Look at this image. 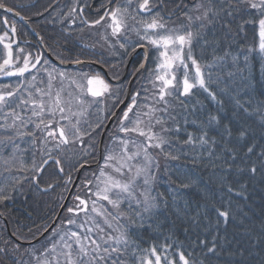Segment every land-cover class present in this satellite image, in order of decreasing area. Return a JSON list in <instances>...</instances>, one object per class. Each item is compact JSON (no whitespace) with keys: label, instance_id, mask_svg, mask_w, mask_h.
I'll return each instance as SVG.
<instances>
[{"label":"snow or ice","instance_id":"1","mask_svg":"<svg viewBox=\"0 0 264 264\" xmlns=\"http://www.w3.org/2000/svg\"><path fill=\"white\" fill-rule=\"evenodd\" d=\"M0 9L13 12L4 0H0ZM83 11L82 7L79 11L72 8L70 15L82 17ZM173 16L177 19L172 20ZM80 22L110 30L125 53L129 48L132 52L155 49V66L148 70L152 88L144 89L143 102L136 92L119 116L111 112L118 120V133L124 136L113 135L114 147H105L103 164L98 161V172L92 174L94 180L86 177L83 181L96 199L89 207V200L77 195L75 207L67 208L68 213L78 216L83 212L87 218L81 223L68 218L67 225L74 228L57 233L50 247L35 257V264H264V80L256 81L252 75L257 56L264 74V0H192L191 4L187 0H107L97 9V18H81ZM0 23L8 28L0 35L5 50L0 73L24 76L41 58L35 57L32 63L24 56L23 65L17 67L20 57L14 56L12 41L16 25L8 27L7 17ZM246 25L253 26L251 43L234 48L235 37L241 33L248 39ZM130 32L135 33L136 41L129 40ZM148 56L145 51V61ZM74 63L82 62L77 59ZM177 65L184 69L182 79L174 71ZM190 66L194 69L191 76ZM145 67L141 62L136 71ZM44 71L45 87L34 84L36 76H32L23 86L26 95L17 98L15 107L9 98L21 86L0 93V130L5 133L0 136V149L15 158L28 150L18 140L27 137L25 142L33 146L39 141L47 158L40 166L33 160L32 170L42 173L43 165L52 160L63 173L65 148L83 145L88 137V147L95 149L93 133L99 135L97 129L103 127L98 121L90 131H82L79 119H72L82 114L73 111L72 99L83 106L84 96L107 97L113 99L115 109L125 103L123 86L111 84L100 73L69 77L54 68ZM57 77L61 83L68 79L80 95L72 97L69 92L72 98H65L63 87L54 91ZM39 83L45 84L43 80ZM196 90L206 94L204 100L215 107L205 105ZM190 97H196L195 101L186 103ZM88 155L91 153L84 150V156ZM160 157L168 174L164 191L158 190ZM69 166L78 171L85 164ZM32 180L39 189L40 177ZM94 181L95 191H91ZM70 182L71 175L65 183ZM52 187L48 184L42 191ZM257 197L258 215L254 210ZM11 198L0 187V204ZM100 201L110 208L98 206ZM141 230L166 231L165 242L141 247L136 239ZM255 247L260 248L258 261L249 259ZM7 251V247L0 248V252Z\"/></svg>","mask_w":264,"mask_h":264},{"label":"trees","instance_id":"2","mask_svg":"<svg viewBox=\"0 0 264 264\" xmlns=\"http://www.w3.org/2000/svg\"><path fill=\"white\" fill-rule=\"evenodd\" d=\"M120 2H123V0H120ZM187 2L191 4L192 0H187ZM4 3L7 5V7H12L14 11L29 19L31 27L38 32L49 53L57 60L63 62H73L79 59L81 62H83L77 67H66V69L74 70V72L78 73H100L102 75L101 71H99L92 65L93 62H96L105 67L109 75L114 79L119 78L123 74L127 59L130 56L128 53H132L131 48H129L126 55L125 51L121 48L118 49L117 47H113V51L109 50L104 46L103 43H101V35L97 34L95 30L81 24L80 22L81 18H86L88 20L97 18V9L100 8V5L102 3L107 4V0H4ZM81 7L84 9L82 17H77L75 13L70 15V10L72 8H76L77 11H79ZM171 7L172 5H169V8ZM166 12L167 10H165V14ZM4 17H7L9 20L8 27H10L12 23H15L17 29L15 36L12 37L14 56L20 57V60L17 62L16 66L19 67L23 65L24 56H28L32 63H35V57L39 56L41 58L40 64L36 65L35 68H31L30 66L29 72H26L24 76H6L0 73V93L14 91L18 85L21 86L20 92H17L16 96L9 98V103H12V106L15 107V103H18L17 98L24 93L23 86L27 85V83L31 81L32 76H36V81L33 82L34 84L40 87H45L46 83L44 85L39 83L42 80L44 82H46L47 80L46 74L40 72V70L44 71V68L48 66L44 63V61H47L52 66L57 65L52 63L49 58L43 53V51L40 50V48H38L37 50L33 49V45L36 46L34 44V40L30 32L27 31V29H25L23 25H21L11 15L0 11V19H3ZM73 19H75V23H73ZM176 19V16L172 17V20ZM81 29H83V31H81ZM252 29V25H246L245 31L248 33V39L245 40L244 33H241L240 36L235 37L236 43L233 45V47L237 48L239 45L247 46L249 43H251ZM6 30H8V28L0 23V35H2ZM97 40L100 41V44ZM18 48L23 49V52L21 53L20 49ZM16 49L17 51H15ZM148 49L149 57L146 62V67L145 69L139 71L136 75L132 83L130 93L131 97V95H134L136 92H140L141 102H143V97L145 96L144 89L148 88L149 90H151L152 88L148 70L154 68L155 57L157 54L155 49ZM196 54L197 56H199L198 48ZM4 55L5 50L3 48V45L0 44V62H2ZM141 60L142 53L137 52L130 62L126 80L119 84L123 86L121 91L122 100L127 91L128 80L139 67ZM174 71L177 77L179 79H182L184 69L181 66L177 65ZM188 71L190 73V76L194 74V69L191 68V66L189 67ZM252 75L254 76L256 81L264 80V74L261 73L259 56H257L256 62L253 65ZM196 91L197 97L201 100H204V96L206 94L202 93L200 90ZM148 95L150 96V93ZM130 97L127 103L130 102ZM195 99L196 97H190L186 100V103L191 104L195 101ZM204 103L208 107H215L214 103H210L207 100H204ZM112 105L113 99L111 98L106 97L94 99L92 105L87 108L84 119H82V121L80 120L81 130L90 131L91 127L95 126L98 121H102L104 127L111 115V112L115 110ZM4 111H8V109L5 108ZM17 111H20V109L18 108ZM119 115L120 112L117 116ZM105 117L108 118L105 119ZM2 122L3 121L0 120V123ZM117 123L118 120L114 119L110 127L105 132L101 159L99 161L100 164H102V156L105 152V147L109 143L108 141L113 137V135H119L118 131H115ZM103 127L101 129H97V132L101 133ZM2 135H5V133L3 132V130H0V136ZM93 136L95 137L96 141L95 149L88 147L90 142L88 137L84 138L83 145L76 143L70 144L65 148V151L61 155L62 163H64V166L66 167L65 169V167L63 166L65 169L63 173L58 172L57 166L53 163L52 160H49L47 164V166H51V169L48 171V173H45L44 171L42 173H36L32 170L33 160H35L36 165L39 166V163H42L43 159L47 158L40 151L43 145H41L39 141H37L36 145L33 146L25 142L28 140L27 137L24 141L18 140L17 143L20 144L21 148H26L28 150L23 153H17L15 158H9L8 150L0 149V187H3L5 191L12 197L11 199L5 201L3 204H0V216L1 218L2 216L5 217L6 222L9 224V227L13 233L14 230L19 229L20 234L24 236L32 229H39V227L43 229L50 224L65 197V194H61L58 198L59 194H56V192L53 193V190L56 189L55 191H57V188L62 187L63 184L66 185L67 183H65V181L67 180V177L69 175H71V184L77 173V170L70 167L69 165H76L78 167L79 164H92V167H90L89 169L85 168L81 171L79 180L73 190L71 197V199H74V197L79 195L81 198L87 199L85 196L88 188L84 186L83 181L86 177L88 179H92V174L97 173L98 171V141L100 134L97 135V133L94 132ZM122 136H124V134H122ZM48 147L51 148V145H49ZM70 149L74 150L71 151ZM84 150L90 152L91 155L84 156ZM33 153H35V156H33ZM56 154L57 153L55 152V150H53V155ZM5 159L8 160L7 164H5ZM160 162L161 171L159 173L158 179V190L164 191L168 187V174H165L163 170V157H160ZM172 166L175 167V162H172ZM6 168L8 170H5ZM27 172H32L33 176L40 177L39 189L35 188V181H33L32 178L31 180H29V182L24 179ZM17 180L20 181L19 184H15V181ZM48 184H52L54 185V187L49 188L46 192L42 191L41 189L46 188ZM13 185H15V190H13ZM36 196L45 198H43L41 201H37ZM105 203L107 204V202ZM254 203V210L258 215L260 205L259 197L255 199ZM108 207L110 208V206ZM123 207L127 208V205L125 204L123 205ZM62 216L63 213L60 215L54 227L61 222ZM79 219L80 218H78L77 220ZM1 223L2 221L0 219V248L7 247L8 251L7 253L0 252V264H5L3 262L4 260L10 261V263L16 261L19 262V264H22V258L19 256V253H17V251L12 248L11 244L14 243H12V240H10L6 235V229L2 227ZM54 227L52 228V231ZM36 233L34 235L29 234V238H26V240L34 238L35 235L37 236ZM166 235V231H162L161 233H154L141 230L136 235V239L138 243H140L141 247L147 248L153 243H164V237ZM5 241H8L7 245H5ZM252 252L253 256L249 259L258 261L261 255L260 248H253Z\"/></svg>","mask_w":264,"mask_h":264},{"label":"rangeland","instance_id":"3","mask_svg":"<svg viewBox=\"0 0 264 264\" xmlns=\"http://www.w3.org/2000/svg\"><path fill=\"white\" fill-rule=\"evenodd\" d=\"M93 30H95L96 31V33L97 34H99V35H101V38H100V41H101V43H103L104 44V46L105 47H107L109 50H111V51H113V47H110V45H115V47H117L118 49L120 48L119 47V44L118 43H116V38L115 37H111L110 36V34H109V32H110V30H109V32H106L105 31V28L104 27H101V26H96L95 28H92ZM134 34L135 33H128V37H129V40L130 41H132V42H134V41H136L137 39L135 38V36H134ZM107 36V42H106V40H105V37ZM42 40V38H40L39 37V39L38 40H36L37 42H39V41H41ZM29 41V40H28ZM98 41V43L100 44V41L99 40H97ZM42 43V42H41ZM42 44H44V42L42 43ZM45 45V44H44ZM114 47V48H115ZM43 48L45 49V46H43ZM18 49H20V48H18ZM129 50V49H128ZM15 51H17V49L15 50ZM125 55H126V53H125ZM49 58V57H48ZM50 59V61L52 62V60H51V58H49ZM52 59H54V58H52ZM127 64V63H126ZM46 65H48V66H46V68H44V69H48L49 71H51L53 68L54 69H56L57 70V72H64V73H66L69 77H71V76H75L76 74H78V72H74V70H70V69H66V68H58V67H56V66H52V65H50L49 63L48 64H46ZM126 66V65H125ZM126 71V70H125ZM124 71V72H125ZM40 72L41 73H45L46 74V76H47V72H45V71H41L40 70ZM80 73V72H79ZM45 79V78H44ZM46 80V79H45ZM113 81L114 80H116V79H112ZM46 82H47V80H46ZM45 82V83H46ZM44 85V84H43ZM53 85H54V91L56 90V89H58V88H60V87H63L64 88V93H63V95L65 96V98H72V97H76V96H79L80 95V93L75 89V86L74 85H72L71 83H70V81L68 80V79H65V80H63V82L61 83V80H60V78L59 77H57V79L55 80V81H53ZM42 86V85H41ZM69 92H71L72 93V97H68V93ZM24 95H26V93L24 92L23 93ZM85 101H86V103L83 105V106H81V105H79V104H77L76 103V101H75V99H72V107H73V111H75V112H82V114L81 115H78V116H75V117H73L72 119H73V121H75L76 119H79V121L81 120L82 121V119H84V115H85V112L87 111V108H89L91 105H92V103H93V100H94V98H92V97H90V96H84V97H82ZM81 121H80V123H81ZM117 125H118V123H117ZM117 125H116V127H115V131L117 132ZM122 134L123 133H119V136H122ZM116 135H118V134H116ZM129 135H132V134H129ZM136 139L139 141V140H141L142 138H139V137H136ZM109 143H108V145H107V147H114V145L112 144V138H110V140L108 141ZM71 151H73L74 149H70ZM72 155V154H71ZM61 158H62V156H61ZM42 163H39V166L41 165ZM102 164H103V161H102ZM62 166H64V163H62ZM65 167V166H64ZM90 167H92V165L91 164H89V166H88V169L90 168ZM43 168H44V172L45 173H48V171L51 169V166H47V165H43ZM65 169H66V167H65ZM98 172V171H97ZM33 177V174H32V172H30V173H26L25 174V177H24V179L27 181V182H29V180H31V178ZM93 180H94V177L92 178ZM69 185H70V183H67L66 185L65 184H63V186L62 187H59V188H57L58 190L57 191H55V190H53V193L54 192H56V194H59L58 195V198L60 197V195L61 194H66L67 192H68V190H69ZM91 187V191H95V181H94V184L92 185V186H90ZM63 191V192H62ZM37 197V196H36ZM88 200H89V207H91V200L92 199H96V197H94V196H91V194H90V192H89V189H88V191L86 192V196H85ZM43 198H45V197H37V201L39 200V201H41ZM58 198H57V200H58ZM64 198H66V197H64ZM84 199V198H83ZM77 203L74 201V200H65L64 201V199H63V201L61 202V204H60V209L63 207V211H62V213H63V216H62V220H61V222L56 226V227H54V229H55V231L54 232H52V227H51V225L54 223L53 221L51 222V224L48 226V227H45V228H43V229H41L40 227H39V229H37V228H35V229H32V230H30V232L29 233H27V234H25L24 236L23 235H21L20 234V231H19V229H16V230H14V233L11 231V229H10V227H9V224L8 223H6V221H4L3 220V217L1 218V216H0V219H1V221H2V223H1V225H2V227H4L6 230H5V233H6V235L8 236V238L10 239V240H12V243H14V244H11V246H12V248L13 249H15V251H17V253H19V256L22 258V264H24V262H27V264H35V257H37V256H40L41 255V253L43 252V250H44V248L45 247H50V244H51V241L53 240V239H56L57 237H56V234L57 233H60V234H62V232H63V230H65V229H67V228H69V225H67V219L68 218H70V217H72V218H75L76 219V221H77V223H81L84 219H86L87 217H86V215H85V213H83V212H81V213H79V215L78 216H74V214H72V213H68L67 212V208H69V207H75V205H76ZM99 202H98V206H99ZM89 215H92V216H95V214L94 213H89ZM78 218H80L79 220H77ZM54 219H55V217H54ZM97 219H99L98 217H97ZM36 230H37V233H36ZM40 230V231H39ZM17 235H16V234ZM37 234V236L35 235L34 236V238H32V239H27L26 240V238H29L28 236H29V234H32V235H34V234ZM13 234H15V235H13ZM18 237H19V239H18ZM15 245H19V249L17 250L16 248H15ZM5 264H12V263H10V261H3Z\"/></svg>","mask_w":264,"mask_h":264},{"label":"water","instance_id":"4","mask_svg":"<svg viewBox=\"0 0 264 264\" xmlns=\"http://www.w3.org/2000/svg\"><path fill=\"white\" fill-rule=\"evenodd\" d=\"M0 10L5 11L4 9H0ZM5 12H6V11H5ZM7 13H8V12H7ZM9 14H11L13 17H15L16 19H18V20H19L21 23H23V24H24L29 30H31V28H30L29 25H28L27 19H25V18L22 19V18H21L22 16H20V15L17 16L15 11H13L12 13H9ZM31 31H32V30H31ZM33 33H35V32H33ZM35 34H36V33H35ZM36 35H37V34H36ZM37 38L39 39L38 36H37ZM143 51L145 52L146 50L143 48ZM99 69H101V71H103V73L105 74L106 78L109 80V77H108V75H107L106 70L103 69V68H101V67H99ZM126 72H127V68H126V71H125L124 75H123L120 79H118V80H116V81H112V82H120V81H122V80L124 79L125 75H126ZM133 78H134V76L130 79V82H129V85H128V91H127L128 94H130V87H131V83H132V81H133ZM110 81H111V80H110ZM128 97H129V95H128L127 97H125V99H124V102H125V103L122 104V105H120V106L115 110L116 114L119 112L120 108L126 104V102H127V100H128ZM113 119H114V118L110 117V119L108 120V122H107V124H106L104 130H106V129L109 127V125L111 124V122H112ZM103 137H104V131H103L102 134H101V138H100V142H99V152L101 151V144H102V141H103ZM80 170H81V169H80ZM80 170H78V174H79V171H80ZM78 174H77V177H76V179H75V181H74V184H75V182L77 181ZM60 212H61V209H60L59 213H60Z\"/></svg>","mask_w":264,"mask_h":264},{"label":"bare ground","instance_id":"5","mask_svg":"<svg viewBox=\"0 0 264 264\" xmlns=\"http://www.w3.org/2000/svg\"><path fill=\"white\" fill-rule=\"evenodd\" d=\"M41 42L43 43V40H41V41H39V42L35 41L34 44H35L36 46L33 45V49L37 50L38 48H40V49L43 48V46H45V45L42 44Z\"/></svg>","mask_w":264,"mask_h":264}]
</instances>
